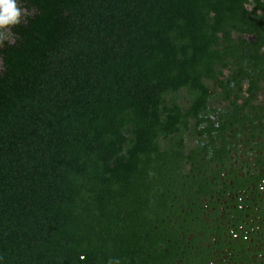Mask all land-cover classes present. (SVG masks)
<instances>
[{"label": "trees", "instance_id": "16d2710c", "mask_svg": "<svg viewBox=\"0 0 264 264\" xmlns=\"http://www.w3.org/2000/svg\"><path fill=\"white\" fill-rule=\"evenodd\" d=\"M18 8L0 29V264H170L157 245L212 193L209 86L230 95L248 51L264 65V0Z\"/></svg>", "mask_w": 264, "mask_h": 264}, {"label": "flooded vegetation", "instance_id": "af4514ba", "mask_svg": "<svg viewBox=\"0 0 264 264\" xmlns=\"http://www.w3.org/2000/svg\"><path fill=\"white\" fill-rule=\"evenodd\" d=\"M261 53L264 58V46ZM243 65L238 84L224 70L230 95L216 81L209 86L205 115L214 134L201 147L210 155L206 160L204 153L203 162L212 193L189 223L174 226L176 239L157 245L155 253L170 264H264V65H256L249 51Z\"/></svg>", "mask_w": 264, "mask_h": 264}, {"label": "clouds", "instance_id": "9594fccd", "mask_svg": "<svg viewBox=\"0 0 264 264\" xmlns=\"http://www.w3.org/2000/svg\"><path fill=\"white\" fill-rule=\"evenodd\" d=\"M21 11L18 0H0V29H6L20 23Z\"/></svg>", "mask_w": 264, "mask_h": 264}, {"label": "rangeland", "instance_id": "374dc122", "mask_svg": "<svg viewBox=\"0 0 264 264\" xmlns=\"http://www.w3.org/2000/svg\"><path fill=\"white\" fill-rule=\"evenodd\" d=\"M0 66H1V60H0Z\"/></svg>", "mask_w": 264, "mask_h": 264}]
</instances>
